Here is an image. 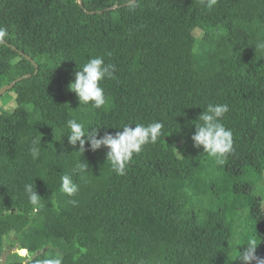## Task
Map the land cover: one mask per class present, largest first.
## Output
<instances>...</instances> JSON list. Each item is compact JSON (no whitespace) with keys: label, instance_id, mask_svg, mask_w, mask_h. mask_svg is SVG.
<instances>
[{"label":"trees","instance_id":"trees-1","mask_svg":"<svg viewBox=\"0 0 264 264\" xmlns=\"http://www.w3.org/2000/svg\"><path fill=\"white\" fill-rule=\"evenodd\" d=\"M81 2L103 12L76 0H0V88L31 74L9 90L15 108L0 113V257L15 244L27 253L9 252L7 264H239L238 249L255 240L264 260V208L252 194L264 172V0ZM95 56L116 67L101 82L100 109L68 90ZM210 103L229 106L233 152L223 164L191 141ZM68 119L100 135L164 128L119 175L103 147L76 153ZM61 175L76 195L61 191Z\"/></svg>","mask_w":264,"mask_h":264},{"label":"clouds","instance_id":"clouds-1","mask_svg":"<svg viewBox=\"0 0 264 264\" xmlns=\"http://www.w3.org/2000/svg\"><path fill=\"white\" fill-rule=\"evenodd\" d=\"M8 30L0 27V43L6 42ZM258 49H264V42L256 45ZM111 55V53H108ZM116 67L112 63H105L103 56H95L87 60L79 70H75L73 80L68 84V90L74 93L79 101V105H90L100 109L106 102L104 89L101 87L103 80H115ZM229 112L227 104H208L207 107L197 117L198 122L194 124V134L191 136L192 145L196 149H202L203 153L214 157L218 164H223L224 159L233 152V133L226 128L223 118ZM67 140L72 146H79L78 152L82 155L85 151L95 152L102 147L106 149V161L110 162L113 170L124 175L127 166L132 161L134 155L140 154L145 146L155 144L162 134L164 124L154 121L148 124L136 123L134 126L125 124L114 134L105 131L99 134L97 127L94 129L85 128L84 123L77 119H68ZM111 128V127H107ZM64 136V135H63ZM40 140L38 141L40 144ZM88 148H85V145ZM34 155H38V150L33 148ZM82 164V163H81ZM61 191L69 197L78 192V185L74 183L71 175L60 176ZM25 192L29 201L35 206L34 211H39L43 206L41 197L35 192L32 184L25 185ZM75 205L76 200H70ZM257 243L250 240L245 246L238 249L237 260L239 264H264V260L256 256ZM55 264H59L56 261Z\"/></svg>","mask_w":264,"mask_h":264},{"label":"rangeland","instance_id":"rangeland-1","mask_svg":"<svg viewBox=\"0 0 264 264\" xmlns=\"http://www.w3.org/2000/svg\"><path fill=\"white\" fill-rule=\"evenodd\" d=\"M16 106V97L14 92L8 91L7 93H4L0 97V113L2 111H11ZM252 194L255 196H259L262 199V205L264 208V172L259 178H253L252 179ZM208 200V199H205ZM204 205H208V203L205 201ZM239 210V209H238ZM247 207H244V211L236 212L238 216H240V219L244 217V214H248ZM240 222V221H239ZM244 233H246V237H249L250 231L247 232L245 226H244ZM16 251L19 255L24 256L25 254H20L21 249H17V247L14 245L10 246V249H6V251L1 255L0 257V264H7L8 261L12 260V255H8L9 252ZM8 255V256H7Z\"/></svg>","mask_w":264,"mask_h":264},{"label":"water","instance_id":"water-1","mask_svg":"<svg viewBox=\"0 0 264 264\" xmlns=\"http://www.w3.org/2000/svg\"><path fill=\"white\" fill-rule=\"evenodd\" d=\"M76 2H77V4H79V6L82 8V9H84V11L87 13V14H95V13H102L103 11H87V10H85V8H84V6H83V4H82V2H81V0H76ZM115 8H117V6L116 5H114V6H112V7H110V8H108V9H115ZM107 10V9H106ZM12 47V49H16L15 47H13V46H11ZM20 53V55L22 56V57H24L27 61H30L31 62V64L33 65V67L35 68V73H37V64L28 56V55H26V54H24L23 52H19ZM31 77V74H26V75H23L22 77H18L17 79H15L14 81H12L11 83H9V84H7V85H5V86H2L1 88H0V97L4 94V93H6L7 91H9V90H11L12 89V87L17 83V82H19L20 80H22V79H25V78H30ZM21 251H25V254L27 253V251L25 250V249H21ZM21 254V253H20ZM23 255V254H22Z\"/></svg>","mask_w":264,"mask_h":264},{"label":"bare ground","instance_id":"bare-ground-1","mask_svg":"<svg viewBox=\"0 0 264 264\" xmlns=\"http://www.w3.org/2000/svg\"><path fill=\"white\" fill-rule=\"evenodd\" d=\"M81 8V7H80ZM82 9V8H81ZM84 10V9H83ZM86 10V9H85ZM21 254H24V251H21Z\"/></svg>","mask_w":264,"mask_h":264}]
</instances>
